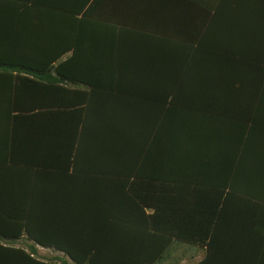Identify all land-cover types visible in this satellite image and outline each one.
<instances>
[{"label": "crops", "instance_id": "0c3cea01", "mask_svg": "<svg viewBox=\"0 0 264 264\" xmlns=\"http://www.w3.org/2000/svg\"><path fill=\"white\" fill-rule=\"evenodd\" d=\"M50 1L68 14L0 16L1 53H15L10 44L29 34L52 38L54 48L47 53L63 54L74 75L91 79L98 88L81 105L73 104L80 101L76 98L67 99L66 107L59 105L65 103L62 98L21 94L15 108L0 109V114H14L0 118V166L21 170L5 181L38 185L28 187L35 188V194L22 187L0 190V198L19 200V213L25 209L20 200L26 197L75 199L81 209L78 229L118 224L173 236L164 240L173 245L171 253L115 259L120 263L198 264L206 258L205 250L189 249L181 240L207 220L211 190L198 185L188 189L185 178L157 175L149 149L151 159L141 160L138 152L132 158L118 153L114 144L117 135L155 132L159 126L169 136L222 131L231 142L222 148L211 142L210 149L205 148L214 153L212 165L222 156L228 172L227 210L215 228L217 244L232 243L231 217L242 205L245 215L261 217L245 229L264 231V0ZM36 49L27 53H46ZM28 64L36 66L31 60ZM123 72L143 73L126 85ZM174 86L180 88L182 114H170ZM126 87L136 89L130 94ZM224 111L229 114H220ZM166 144L171 151L164 159L171 163L170 138ZM185 148L189 146H181ZM237 192L248 194L253 203L242 202L248 198H239ZM40 207L47 213L50 206L43 202ZM89 215L95 217L87 219ZM254 243L249 245L260 241ZM41 250L56 256H42ZM38 252L41 259L74 264L61 252L43 247ZM229 260L217 257L211 264Z\"/></svg>", "mask_w": 264, "mask_h": 264}, {"label": "trees", "instance_id": "16d2710c", "mask_svg": "<svg viewBox=\"0 0 264 264\" xmlns=\"http://www.w3.org/2000/svg\"><path fill=\"white\" fill-rule=\"evenodd\" d=\"M57 14L67 15L68 12L62 6L54 7L50 0H0V16L27 15L33 18ZM71 15L77 16L78 14L73 12ZM42 38L37 33L29 34L28 38L16 41L14 45L10 44L9 48L16 49L15 53H1L3 42L0 41V109L9 108L11 105L15 108L16 97L21 94L38 95L49 99L62 98L65 103L59 105L66 107L69 105L67 99L76 98L80 101L73 104L81 105L82 99L93 94L94 89L98 88V85H95L91 79L78 78L77 75H74V72L66 67L68 63L63 61V54L60 56L48 54V50L54 48L55 40ZM9 42L11 43V41ZM33 48H37L36 50L43 48L46 53H37V55L27 53ZM29 60L36 63V66H30ZM123 73L125 75L124 82L128 85L127 82L133 78L136 79L138 74L143 72ZM130 73L132 76H128ZM88 88L91 90L88 91ZM135 89L134 87L125 88L131 92L130 94ZM179 91L178 86L172 88L170 114H182L178 100L180 98ZM200 114L210 113L202 111ZM220 114L229 113L224 111ZM10 115L14 114H0V118L6 119ZM54 116L64 119L63 116L66 115L55 114ZM222 121L224 122V120ZM159 128L161 129L159 130ZM159 128L155 132L133 133L131 131V133L117 135V143L114 145L118 153L124 152V155L129 158H132L131 155L134 152H138L137 159L141 160L149 158L147 156V149H149L155 155L157 175L172 174L176 179L178 177L185 178L188 180V189L198 185L211 190L210 201L212 196L213 199L211 206H208L205 211L207 220L203 219V223L199 225L198 229L188 232V235L181 240L188 244L189 249L205 250L206 258L198 264H211L214 258L222 256L228 257L230 260L228 263L224 261L219 264H264V231L254 232L245 229V224L253 220L258 223L261 217L245 215L243 205L231 217V221L235 225L231 228L232 243L228 246L217 244L216 238L219 232L215 228L224 219L223 214L227 210L228 172L226 164L221 160L222 156L217 160L218 164L212 165L214 153L205 148L210 149L211 142L217 144V148L227 146L231 142L230 136L222 131L218 134H204L203 136L195 135L196 133L173 132L169 136V134H164L162 126ZM169 138L172 142L171 163L164 159L171 151L169 144H166ZM186 138L187 142L184 141ZM184 144L189 146V148H185V151L181 150V146ZM179 147L180 149H178ZM169 163L171 166H168ZM20 171L13 167L0 166V190L18 191L22 187V190L35 194L37 190L28 187L38 186L36 184L5 181L6 177L7 180H11L10 174ZM206 178L208 181H204ZM174 185H179V181L175 180ZM237 194L239 198H248L247 200L242 199V202L253 203L248 194L244 192H237ZM130 195H132V191ZM20 201H25L24 206L21 205L25 209L19 213V200L0 198V264H68L62 260L41 259L38 247L61 252L68 256L74 264H132L130 262L120 263L115 259L137 255L146 258L151 254L171 253L174 249L173 245L164 243L166 238L173 236L169 237L162 230L122 228L118 224L109 225L111 227L109 229H78L75 226L81 222L78 217L81 209L76 206L79 201L75 199L58 200L49 197L42 200V198L26 197ZM43 202L50 206L45 209L47 213H43V209L40 207ZM63 202H65L64 205H56L54 208L51 206V203ZM11 203L10 208L3 209L6 208L5 205ZM93 217L95 216L89 215L87 219ZM106 217L114 223L113 215ZM177 235L180 234L177 232ZM254 240H259L260 243L249 245L250 241L255 244ZM150 241L155 242L156 247L148 245Z\"/></svg>", "mask_w": 264, "mask_h": 264}, {"label": "rangeland", "instance_id": "374dc122", "mask_svg": "<svg viewBox=\"0 0 264 264\" xmlns=\"http://www.w3.org/2000/svg\"><path fill=\"white\" fill-rule=\"evenodd\" d=\"M40 253H41L42 256H45V257L56 256V254H53L52 252L46 251V250H41Z\"/></svg>", "mask_w": 264, "mask_h": 264}]
</instances>
